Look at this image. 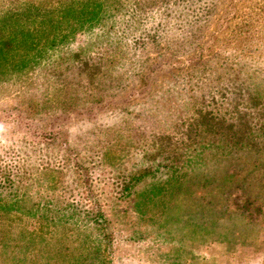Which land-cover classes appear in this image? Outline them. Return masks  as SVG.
<instances>
[{
  "label": "rangeland",
  "instance_id": "obj_1",
  "mask_svg": "<svg viewBox=\"0 0 264 264\" xmlns=\"http://www.w3.org/2000/svg\"><path fill=\"white\" fill-rule=\"evenodd\" d=\"M58 1L0 0V18L12 28L14 10L28 19L30 9L43 12ZM157 2L121 0L116 12L107 2L100 22L92 23L94 15L81 20L80 31L68 39L59 32L55 45L47 36L27 56V68L9 65L0 74V264H264V146L248 148L251 159L230 169L241 173L233 184L228 181L239 187L225 193V179L205 184L199 174L214 148L179 145L158 151L153 100H158V83L139 92L133 77L138 60L131 59L138 48L125 47L136 28L150 27L146 16L153 18L158 10L145 11ZM220 2L227 7L211 49L224 55L229 65L224 74L242 72L250 88L260 83L264 92V0ZM43 15L27 29L36 33ZM76 22V15L68 16L61 26ZM86 74H95L94 82L81 77ZM214 75H197L190 83L206 85ZM215 84L206 86L209 99ZM179 88L164 95L173 97ZM189 91L176 103L192 97ZM131 93L130 101L95 115L74 111L67 121L35 110L38 102L63 112L69 102L79 108ZM260 97L263 102L264 93ZM144 107L152 109V118ZM172 163L190 175L168 183L162 165ZM144 169L152 172L133 180ZM243 184L250 186L244 190ZM195 193L215 199L213 208L193 203Z\"/></svg>",
  "mask_w": 264,
  "mask_h": 264
},
{
  "label": "trees",
  "instance_id": "obj_2",
  "mask_svg": "<svg viewBox=\"0 0 264 264\" xmlns=\"http://www.w3.org/2000/svg\"><path fill=\"white\" fill-rule=\"evenodd\" d=\"M106 1L111 5V12L122 8L121 0H112V2L111 0H67L66 2L59 0V5L50 3L43 12H34L30 9L28 19L19 16L25 12L20 10L19 13V10H14L10 20L12 28L7 25L8 21L5 23V20L0 18V74L4 73L7 70L6 66L9 65L27 68L30 65L27 56L47 36L48 44L55 45L54 41L59 39L57 36L59 32L62 33V38L68 39L70 34L80 31L85 25V22H80L81 20H89L94 15L91 18L92 23L100 22L102 12H105ZM220 1L223 0H158L145 11V14H151L158 10L157 14L153 13V18L146 16L150 27H134L136 29L125 47L131 44V49L138 48L136 56L131 59L138 60V69L133 67V77L140 82L141 91L139 92L145 93L149 91L151 85L158 83V100L153 99L158 103V151L161 148L165 151V146L179 145L214 148L213 158L208 163L205 162L199 174L203 177L205 184H209L212 179H225L226 184L221 186L226 188L225 193L239 187L236 185L232 188L228 183L231 180L233 184V179L241 174L238 170L231 172L230 169L234 165L239 167L238 162H247L251 159L246 154L252 152L251 150L247 152L248 148L260 149V146H264V101L262 102L260 97L264 92L260 83H255L250 88L242 72L224 74V70L229 68L224 55L211 49V42L220 34L219 28L227 7V2L222 4ZM229 1L234 2V0ZM96 3L97 8L94 6ZM142 8L143 6L140 7ZM134 13L137 14V10ZM42 14H44L43 20L40 21L38 33H35L33 28L27 29L30 22L36 21L33 18L37 19L36 17ZM72 15H76L77 18L75 26L63 28L61 24ZM216 18H219L217 24ZM155 25H157L156 28H154ZM7 30H10L13 35L7 36L5 33ZM249 33L252 34V30ZM29 37L32 38L31 41ZM73 56L75 59L78 58V52H75ZM85 64L88 65L87 62ZM102 67L103 64L97 65V77ZM206 72H209L207 76ZM212 73H215L214 79L208 80L206 85L203 81L202 84L191 85V80H194L197 75L205 79ZM233 73L236 74V79L224 78L231 77ZM81 77H85L89 84L94 82L95 74H86ZM103 80L109 81L110 78L104 76ZM211 81L216 83L215 89L211 93L209 89L208 93L210 96L214 94L215 96L209 99L206 86L211 88ZM232 82H235L233 87L229 85ZM173 86H180L179 91L175 92L173 97L170 94L164 95L165 91L172 90ZM189 89L193 91L192 97L185 99L186 102L177 104L175 98L180 99L181 93L189 94ZM199 93L202 94L197 96ZM131 96L132 93L123 94L104 104L93 100L90 105L79 108H74L72 105L74 102H69L64 110L69 111L68 114L64 111H53L50 108L51 105L47 107L43 102H38L35 110L44 116L49 114L56 119L67 121L71 119L73 115L71 113L74 111L78 115L87 113L95 115L94 111L104 110L115 103L119 105L120 102L130 101ZM51 99L56 100V96L52 95ZM144 110L146 115L149 111L150 114L152 113L150 107H144ZM164 111L168 115L163 113ZM149 117L152 118L153 114ZM56 119L53 122L57 125ZM159 166L158 169L161 170ZM162 166L168 168V171L164 172L168 176V183L178 181V178L185 174L190 175V172L179 171L176 163ZM151 172L152 169H144L134 175L133 180L138 181ZM243 185L244 190L250 186ZM214 201L215 199L198 193L192 197L193 203L203 204L206 207L213 208ZM1 238L4 239L3 236Z\"/></svg>",
  "mask_w": 264,
  "mask_h": 264
}]
</instances>
